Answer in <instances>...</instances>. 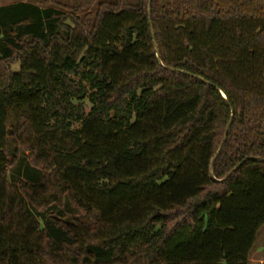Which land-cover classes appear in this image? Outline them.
<instances>
[{
	"label": "trees",
	"instance_id": "obj_1",
	"mask_svg": "<svg viewBox=\"0 0 264 264\" xmlns=\"http://www.w3.org/2000/svg\"><path fill=\"white\" fill-rule=\"evenodd\" d=\"M95 1L0 7V264H250L264 0Z\"/></svg>",
	"mask_w": 264,
	"mask_h": 264
},
{
	"label": "rangeland",
	"instance_id": "obj_2",
	"mask_svg": "<svg viewBox=\"0 0 264 264\" xmlns=\"http://www.w3.org/2000/svg\"><path fill=\"white\" fill-rule=\"evenodd\" d=\"M129 1L134 3L136 0H129ZM20 2L34 4L36 6H39L40 8H55L57 10L64 11L65 10L64 6L66 5L77 6L82 2V0H0V7L13 5ZM112 2H114V0H96L95 3L90 8H88V10L93 12L97 9V5L99 3H112ZM83 16H84L83 14L80 15L81 18H83ZM14 70H18V67L15 66ZM83 110L85 112H88L87 106H83ZM80 127H81V123L73 122L72 124L73 130H79ZM26 164L27 163H25L17 172L11 175L10 180L14 185V187L16 188L19 187V183L22 180H27ZM31 171L32 170H30V172ZM250 264H264V233L259 235V242L258 245H256L251 255Z\"/></svg>",
	"mask_w": 264,
	"mask_h": 264
},
{
	"label": "crops",
	"instance_id": "obj_3",
	"mask_svg": "<svg viewBox=\"0 0 264 264\" xmlns=\"http://www.w3.org/2000/svg\"><path fill=\"white\" fill-rule=\"evenodd\" d=\"M262 233H264V228L258 234L257 245H258V242H259V235H261ZM260 252H262V251H260Z\"/></svg>",
	"mask_w": 264,
	"mask_h": 264
},
{
	"label": "water",
	"instance_id": "obj_4",
	"mask_svg": "<svg viewBox=\"0 0 264 264\" xmlns=\"http://www.w3.org/2000/svg\"><path fill=\"white\" fill-rule=\"evenodd\" d=\"M151 14V8L149 7V15ZM225 140H226V138L224 139V142H225ZM240 167V165L237 167V168H235V170L234 171H236L238 168ZM231 174H229V176H230Z\"/></svg>",
	"mask_w": 264,
	"mask_h": 264
}]
</instances>
